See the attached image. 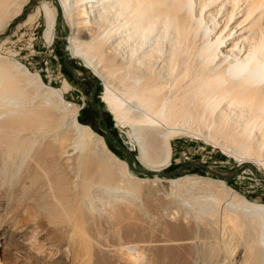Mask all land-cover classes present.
<instances>
[{
  "label": "bare ground",
  "instance_id": "bare-ground-1",
  "mask_svg": "<svg viewBox=\"0 0 264 264\" xmlns=\"http://www.w3.org/2000/svg\"><path fill=\"white\" fill-rule=\"evenodd\" d=\"M29 1L0 0V34L20 16ZM161 1H167L163 3L165 8H160ZM168 1L173 0H57L62 19L70 30L67 39L68 50L74 58L81 59L85 67L101 80L103 104L113 116L116 125L122 129L127 128L128 139L136 148V159L149 172H159L171 165L172 142L182 135V127H173L171 121L178 117L183 120H180L181 123H185L194 118L189 108L187 110L185 106L174 102L179 98L176 93L169 90L168 93H163V90L174 87L179 78H184L181 76L185 70L169 77L168 65L172 68V63H168L172 60L169 61L167 55L163 56L155 70L158 73L157 79L153 80L146 73H138L134 68L132 73L125 71L122 82H129L128 87L133 88L129 91L125 89L124 83L119 81L116 84V80L112 79V72H109L111 57L106 58V67H102L98 61H94L95 56L93 57L91 52L106 36L99 30L98 22L104 20L106 14L112 13L113 20H120L121 23L116 30L112 28L115 33L109 37L111 39L107 43L105 42L106 52L111 53L121 43L129 42V45L126 43V58L129 59L140 42L141 47H136L139 49L132 53L134 56L131 61L136 64L144 61L161 41L158 39L159 33L152 31L155 22L162 21V38L165 37L167 23L174 27L181 23L179 14L183 11V4L179 14H176L175 8ZM197 2L199 3L198 0ZM212 2L209 0L205 9V17L210 19V30L213 32L209 44L216 45L220 63L226 62L227 65L213 78V83H208V88L218 86L222 92L227 89L231 93L226 91L223 97L229 98L223 100L222 94H216L215 90V95L212 94L214 99L210 96L214 103L209 97L203 100H206L207 104L211 101L217 105V99L222 104L223 101L231 102L230 99L235 95L232 98L234 104L236 100L239 104L241 100H247L254 102V106L255 103L259 104L257 110L261 108L264 111V39L261 38L264 36V0ZM183 3L186 7L187 2ZM200 9L203 10L202 5ZM56 14L55 7L44 3L35 14L24 21V24L42 15L43 40L50 46L55 38ZM108 17L110 18V15ZM138 31L142 32L140 40L135 36ZM259 37L261 39L258 42L263 46L254 45V41ZM203 55L208 57L210 54L204 49ZM10 59L0 56V229L9 233V246L18 248L19 254L23 255L24 259H29V264H151L154 258L157 262H153L155 264H201L202 261L226 264L227 262H222L225 255L222 254L224 249L219 237L207 242L206 239L205 242L200 240L201 234L214 232L212 229L216 220L213 221L212 218L217 214V194L229 201L228 206L225 205L223 209L224 214L228 218L239 219L244 224V245L248 251V264H264V205L246 200L222 181L185 177L171 179L169 183L175 188H180V194L181 188L189 193L188 198L191 201L187 199V204L192 203L190 206L193 205L195 214L201 217H190L194 212L187 216L189 212L182 207L181 197L177 194L179 200H172L173 204H170L177 207V212L170 211L168 204L166 208L158 209L161 207L159 204V207L154 206L153 209L156 210L152 212L151 220L145 219V210L141 209L142 203L139 205L136 198L144 190V183L148 184L149 180L142 181L131 175L127 164L109 151L104 139L90 127L77 121L79 107L68 102L64 96L70 89L67 82H63L61 89L50 88L26 66ZM110 65L114 66L115 63ZM116 71H119L117 67ZM198 81L200 83V80ZM190 82L193 83L191 80ZM188 87L190 85L185 89ZM206 87L207 85L205 91L203 85L200 87L205 94L208 92ZM189 93L191 95V92ZM216 95H220V100L222 98L223 101ZM195 101V104H199L196 99ZM204 103H200L199 108L202 106V109L204 107L207 110L210 107L211 111L218 109V106L214 105L215 108L213 104H208L206 108ZM188 104L192 108L193 104ZM232 104L231 106H234ZM239 104L235 106L240 107ZM249 108L250 106L247 109ZM217 109L218 114L220 109ZM255 109L252 110L254 118L251 116L250 120H255L258 115L257 112L255 115ZM195 111L193 110L194 114ZM199 111L197 109L196 112ZM209 111L208 116L211 115ZM202 113L206 111L203 109ZM203 115L195 116L199 121L202 119V122L206 118L203 119ZM259 117L258 119H261ZM244 122L242 125L246 127ZM216 125L218 126V123L215 127ZM189 126L187 128H190ZM197 127L196 125L195 128ZM229 148L231 151V146ZM240 156L235 157L237 161L244 160ZM259 162V166L264 169V162ZM156 181L152 180V183ZM211 190L216 193L214 196ZM151 222L160 224L164 236L157 237L158 239H142L141 237L154 235ZM41 235L48 237H42L46 242L43 239L42 242H36ZM8 249L13 250L9 247Z\"/></svg>",
  "mask_w": 264,
  "mask_h": 264
},
{
  "label": "rangeland",
  "instance_id": "rangeland-1",
  "mask_svg": "<svg viewBox=\"0 0 264 264\" xmlns=\"http://www.w3.org/2000/svg\"><path fill=\"white\" fill-rule=\"evenodd\" d=\"M178 1L179 3L181 2L180 5ZM184 1L187 2L186 5L187 9H184L186 8L183 3ZM198 1L199 3L201 2L200 5L197 2V0H173L171 2L168 1L175 8L176 14L177 12L179 14V12L181 11L180 7L183 4L184 6V7L182 6L183 11H181V13L179 14L181 23L178 27H174L173 25L167 23L168 25L165 29L166 30L165 37L162 38L161 37L162 32L160 31L162 30V24H161L162 21L161 20L156 21L155 24L153 25L152 31L159 33L158 39L159 41L161 39V41L158 43V45H156V47L151 51V53H149V55L144 59V61L138 62L137 64L134 62L132 63L131 60L133 59L134 56V54L132 55V53L134 51L136 52V50L139 49L136 47L137 46L141 47L140 42L135 47L134 51L131 53V58L129 59L126 58L127 57L126 55H128V53L126 54V51L128 52V45L130 44L129 42L128 43L126 42L128 45L126 43H121L120 45L115 47L116 50L114 49V51L111 53H109L110 51H108V53L106 52L107 50L105 48V45L107 41L111 39L109 37H112L114 35L113 33H115V30L119 26V23H121V21L117 19L113 20V17L111 16L113 14L108 13L106 14L107 16L104 15L106 16V18H103L104 20L105 19L107 20L105 21L100 20L103 22L99 21L97 24L101 33L106 36H104L103 38L104 40L102 39L101 43L99 42L97 47L94 50H92L91 53L93 57L95 56L94 61H98L100 66L102 67H106L105 64L106 58H109V56L111 57L112 61H110V64L115 63L114 65L115 67L109 64V72H112V79L117 81V82L114 81L116 84L119 81L121 82L123 81L124 79L123 75H125L126 72L132 73L134 71L133 68L138 73L139 72L146 73L147 76L152 77L153 80L157 79L156 77L158 76L157 75L158 73L155 70L161 63L160 58L166 55L169 56V61L172 60V62L170 61L168 63V64L172 63V68L171 66L168 65V68L170 67L169 70L170 73L168 74L169 77L174 76L179 71L185 70L183 75L181 76L184 78L182 79L179 78V80L182 81L178 80L179 82L177 81L174 87L163 90V93L164 94L168 93V90L173 93H176L178 95L176 97L179 98H177L178 101H176L175 99L174 102H177L179 105H182L183 107L185 106L187 110L189 108V112L192 111L191 113L193 114L194 118L190 119L189 122L188 121L185 122L184 120L185 123H181L180 122L181 119H179L178 117L177 119L174 118L175 120L173 119L171 121L173 127H177L180 129L182 127L183 136L182 135L178 136L172 142L171 165L167 169H163L159 172H150L153 173L152 176L144 175L145 172H149V171L143 168L141 164L137 161L136 148L128 139L127 128L122 129L120 126L118 127V125H116L113 119V116L108 112L106 106L103 104L101 100V96L103 93V86L101 80L95 77L92 74V72L85 67L84 62L81 59L74 58L72 56L71 51L68 50L67 39L70 35V30L65 24L64 20L62 19V16L57 7V0H30L28 4L23 8V11L20 14V16L14 19L7 26V28L0 34V56H4V57L6 56L9 59L11 58L10 60L20 62L22 65L26 66L27 69L32 74L38 75L41 78L42 82L50 88L61 89L63 82L66 81L67 84L70 86V89L64 96L68 102L72 104H76L79 107L77 121L81 125L90 127L95 134H97L99 137L104 139V142L107 148L109 149V151L112 152L117 158L125 162L127 166L130 160L132 167L128 166V171L130 172L131 175L142 181L149 180L148 184L147 182L144 183L143 185L145 187L144 190L141 192L138 198H136L137 203H139V205H141L142 203L141 209L144 208L145 210L143 211L144 213L143 216L147 220H151L153 215L152 212L156 210V209L154 210L153 208L154 206L159 207V204L161 205V207H159L158 209L162 210L169 205L167 208L170 211L173 212L174 210V212H177L178 211L177 207L175 205H170V204H173L172 200L175 201L179 200L180 197H181L180 204L185 209V211L189 212L187 216L194 212L193 213L194 215H190V217L191 216L196 217L197 214H195V209L193 205H191L192 207L190 206V204L192 203L187 204L186 201L187 199L189 202L191 201L188 198L189 193L187 194L184 191V189L181 188L182 190L180 194V188L177 187L175 188L173 185L171 186V184L169 183V180L171 179H181L185 177H194V178L197 177V178H206L213 180L215 179L216 181H222L232 190L236 191L239 195L244 197L246 200L252 203L264 205V169H262L258 164L259 161L261 162V164H263L264 162V145H263L264 144V137H263L264 111H262L260 108L262 106L259 107L260 110H257V105L259 106V104L255 103L256 104L255 107L253 105L254 102L250 103V101L247 100L242 101L240 97H239V99L241 100L240 104L243 105V107L238 103L237 100L234 104V100L232 102V98H234L235 96L234 94H232L234 95L233 97L231 95L232 98L230 97L231 102L234 104V106H231L232 103L229 100L225 101L226 103L223 101L226 100V98L228 97V96H226V98L223 97L225 96L224 93H226V91L228 92L227 89L225 92L224 91L222 92L221 91L222 89H220L218 86H210L213 87L212 89L210 87L208 88L209 86L208 83H213L211 82L213 81V78L216 75H218L222 71V69L225 68L227 63L226 62L220 63V58L218 56V53H216L217 52L216 45L209 44L211 41L210 38L212 37V33H213L212 30H210V28L212 29V27H210L211 21L210 19L207 20V18L205 17V12H206L205 9L209 5V0L207 1L198 0ZM210 1L215 2L216 0H210ZM165 2L167 3V1H161L160 8L161 6L162 8H165L163 6V3ZM44 3H46L48 6L55 7V9L57 10L56 22H55V38L50 46H48L43 40L42 33L44 30V18L42 15H40L36 20L24 24V21L27 20V18L30 15L35 14L37 9L40 8L41 5ZM201 5L204 11L200 9ZM188 9L191 11H189ZM108 15H110V18L108 17ZM107 24L108 25L110 24V26L108 27ZM112 28H114L115 30ZM141 35H142L141 31L135 33V36L138 37L139 40ZM263 37L261 38L264 39ZM261 38L260 37L256 38V40L254 41V45L256 44V46H261L262 43L260 44V42H258L260 41ZM204 49L206 50L207 53L210 54L208 57H205V55H203ZM100 53L103 54L101 55ZM172 55H174V57H172ZM102 56L104 57L101 58ZM170 57L172 58L170 59ZM120 66L123 67L124 70H122ZM116 67L117 70L119 71H116ZM113 72L114 74L115 72H117L115 74V77ZM190 80L193 83H191ZM193 80L196 81V83L198 80H200V83L199 81L197 83L200 86H197L196 83L194 84ZM203 81H205V83L207 84H203L204 83ZM181 82L183 85L180 84ZM122 83H124L125 89L129 91L133 90L132 87H128L129 82L127 80H124V82ZM186 84L188 86L190 85L188 89H185V87L187 86ZM191 84L194 86H192ZM201 84L203 85V89L205 88V85H207L206 92L207 91L208 92L206 94L203 93L205 89L202 92ZM184 85L186 86L184 87ZM191 87H196V88L192 89ZM190 88L194 93L191 91ZM217 89L220 91H218ZM183 90L184 92H186L185 94H183L184 93L182 92ZM187 90L190 91L187 92ZM196 90L201 91L198 92L203 96L198 94ZM215 90L217 91V93ZM209 91L211 94L209 93ZM189 92H191V95ZM218 92L220 95L222 94L223 100L222 98L220 100L221 97L220 95H218L219 97L217 95L216 96L217 98H219L221 102L222 101L223 102L222 104L219 103L218 99L215 96V100L217 99L216 100L217 102H215L217 105H215L213 104L214 100L212 101V98L213 95H215L214 93L218 94ZM228 93L231 92L229 91ZM186 95H188L189 98L186 97ZM205 95H209V96L206 97ZM122 96L125 97L126 95H122ZM192 97L193 98L196 97L195 99L199 104H195L196 101L195 99L193 100ZM208 97L213 102L212 103L210 101L211 103L209 102L208 103L209 105L207 104L206 100H203L205 98L207 99ZM236 98L237 97H235V99ZM200 99L202 100L200 101ZM190 102L191 105L193 104L192 108L195 105V109L193 110L197 111L198 109L200 110L199 111L200 113L195 111L194 114L192 108L188 106L190 105L188 104ZM202 102L204 103L205 107L207 105L210 106L212 104H213L212 106L214 105L218 106V109L215 106L214 107L217 110L220 109L221 114H220V110L218 111L217 114L215 108H214L215 110L211 111L210 109L212 108L208 107V109L211 111L210 113L208 109L206 110L203 107L206 113H202L204 114L202 117L203 119L205 117L206 118L202 122H201L202 119L199 121V118L196 117L198 116V114H201V110H203L202 106L199 108L200 103L201 105L203 104ZM93 103L99 106L101 113L103 114L102 117H100L99 115L100 110L96 108V106H94ZM224 103L225 104L229 103L228 104L229 106L225 105ZM238 104L240 105V107L235 106ZM226 106L229 108H227ZM249 106L251 109L250 108L247 109ZM224 108L227 109L224 110ZM254 108H256L255 109L256 111H254L255 115H257V113L258 115L256 116L257 118L255 117V120H250L254 118L253 116L254 113L252 111L254 110ZM83 110L85 112L81 113ZM208 111L209 114H211L212 116L211 115L208 116L207 114ZM261 115L263 118L261 117ZM214 116L216 117V119ZM251 116L253 117L251 118ZM218 117H220L221 119H218ZM258 117L261 119H258ZM210 118L211 120L212 118L213 120L214 119L215 120L211 121ZM217 119L219 120V122H217ZM196 120H198L199 122L198 121L196 122ZM181 121L183 122V120ZM247 121L249 124L247 123ZM177 122L180 123L177 124ZM243 122L244 125H246V127L249 129H246V127L242 125ZM187 123L189 125L191 124L193 125L189 126L187 125ZM212 123L214 126L210 125ZM216 123H218V126L216 125L215 127ZM170 125L171 124L169 123L168 126ZM194 125L195 126L197 125L199 128L197 127L196 129ZM188 126L190 128L194 127L192 129L194 131L193 132L194 134L192 133V130L190 128H187ZM242 127H244V129H241ZM188 130L191 132L189 133ZM183 131L184 132L186 131V133H184ZM260 131L263 133H259ZM261 134L263 135L261 136ZM109 139L111 140V142L109 141ZM239 143L240 145H238ZM230 146L232 148L231 151L229 148ZM259 146L261 148H258ZM222 147L225 148V149L223 148L224 152L222 150ZM245 149L247 150V152H245ZM231 152L233 153L232 155L229 154ZM242 152L245 153L243 154ZM127 154H129V157ZM239 155H241L240 158L241 157L244 158L243 161L241 160L242 162L237 161V158H235V157H239ZM250 155L254 159H252ZM256 159L258 161H254ZM152 180L154 181L157 180V181L152 183ZM176 189L179 191V193ZM211 191L214 192L213 190ZM208 192L211 193L210 191ZM184 193H186V195H184ZM211 194L214 196L216 193L214 192ZM220 196L221 195L219 194L216 195V199L219 197V199L216 200V202L218 201L216 204L217 214L214 216L215 218L214 217L212 218L213 221L216 220L215 221L216 223L214 222L213 224L214 228L212 229L215 233L214 232L203 233L201 234L202 238L200 237V240L203 239L202 242H205L206 239L207 242L208 240L209 241L213 239L215 240L216 238L219 237L218 239H220V242L223 245V249H224L222 250L223 251L222 254L223 256L225 255L224 256L225 258L223 257L222 262L224 263L227 262L226 264H248V253H247L248 251H246L247 249L245 248L244 245V232H245L244 224L239 219H234L232 217H230L231 218L230 219L228 218V216L224 214L223 209L224 207L228 206L229 201L225 197L223 196L220 197ZM182 200H184V202ZM197 217L200 218L201 216L197 215ZM155 225L157 226L155 227ZM150 226H152L151 229L155 232L154 235L150 237L147 236V238L146 236L141 237L142 239H156L157 237L161 238L162 236H164V233L161 232L160 224L156 222H151ZM8 234H9L8 232H4V229L3 230L0 229V264L1 262L4 264H29L28 263L29 259H24L23 255L19 254L20 250L18 248H13L9 246V243L7 241V238L9 236ZM211 234L213 238L211 237ZM42 237L48 239L46 235H41V237L38 238V240L36 239V242L38 241L42 242L43 239ZM44 242L46 241L44 240ZM8 247L13 250H9ZM153 262L157 263L156 258H154L151 261V264H155ZM203 263L210 264L209 262L206 263V261L201 262V264Z\"/></svg>",
  "mask_w": 264,
  "mask_h": 264
},
{
  "label": "water",
  "instance_id": "water-1",
  "mask_svg": "<svg viewBox=\"0 0 264 264\" xmlns=\"http://www.w3.org/2000/svg\"><path fill=\"white\" fill-rule=\"evenodd\" d=\"M93 105L96 106V108H98V109L100 110L99 106H97L95 103H93ZM99 115H100V117H102V115H103V114L101 113V110L99 111ZM109 141L111 142L110 139H109ZM127 155H128V157H129V154H127ZM128 166H129V167H132L130 160H129V162H128ZM144 175L152 176L153 173L145 172Z\"/></svg>",
  "mask_w": 264,
  "mask_h": 264
},
{
  "label": "trees",
  "instance_id": "trees-1",
  "mask_svg": "<svg viewBox=\"0 0 264 264\" xmlns=\"http://www.w3.org/2000/svg\"><path fill=\"white\" fill-rule=\"evenodd\" d=\"M83 112H85L84 110L81 112V113H83ZM80 120V119H79ZM81 121V120H80Z\"/></svg>",
  "mask_w": 264,
  "mask_h": 264
}]
</instances>
